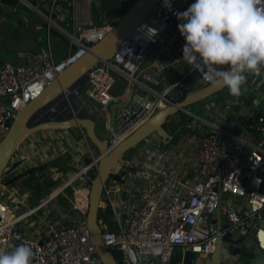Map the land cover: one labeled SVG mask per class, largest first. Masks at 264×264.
I'll return each mask as SVG.
<instances>
[{"label": "built area", "instance_id": "obj_1", "mask_svg": "<svg viewBox=\"0 0 264 264\" xmlns=\"http://www.w3.org/2000/svg\"><path fill=\"white\" fill-rule=\"evenodd\" d=\"M19 1L33 10L47 26L46 45H43V55L20 54L18 66L12 61L0 66V139L8 132V123H12L19 111L42 94L70 64V59L78 57L111 29V22L102 26L93 23V7L98 4L97 0H68L62 6L60 0H48V7L45 0L37 1L36 6L28 0ZM170 2L172 10L165 6L164 0H159L122 41L112 59L99 62L88 72L84 91L89 99L107 111L112 103H122L116 108L108 151L158 110L179 101L181 95L192 89L184 83L185 78L195 71L191 67L175 84L163 90L157 88L167 80L173 67L184 62L186 41L178 29L182 21L174 12L185 11L195 0ZM70 9L80 13V17L74 16L72 25L66 21ZM141 25L146 27L137 31ZM148 28L157 29V34L150 36ZM53 29L71 39L67 46L69 55L59 60L55 58L50 38ZM34 59L38 62L33 63ZM263 70L247 74L258 76ZM197 72L201 87L212 84L209 80L212 68ZM119 79L120 94L116 95L115 86ZM176 87L180 89L178 94L172 92ZM261 95L257 91L252 103L255 107L259 106ZM226 103L229 110L237 103L244 106L245 100L238 97ZM71 110L75 117L81 113ZM109 116L108 111V122ZM196 118L201 123L189 124L195 133L201 135L193 156L188 158L193 166H183L173 159V156H180V143H173L170 149L169 145L162 148L161 138L154 134L130 149L111 169L103 186L105 198L101 201L98 223L106 248L124 251L122 264H132L129 252L137 254V264H169L177 252L185 254L190 251L208 256L214 252L217 239L227 232L236 238L246 236L247 244L264 251V116L250 125L261 134L255 143L217 122ZM174 122L171 117L165 123L169 133ZM76 128L88 147L91 162L71 176L63 189L89 176L91 169L96 172L101 157L94 150L85 128ZM224 138L233 140L231 149L222 143ZM112 175L119 176V179ZM89 180L90 177L85 186L75 191L72 199L74 208L80 213L78 221L66 225L46 216L43 218L46 228L43 239L29 236L18 223L44 204L30 210L26 216L20 215L3 199L5 192L1 190L0 251H11L23 243L36 253L32 264H103L87 223ZM80 190L86 192L83 204L78 200ZM219 206L221 224L212 221ZM153 248H159L160 254L153 255Z\"/></svg>", "mask_w": 264, "mask_h": 264}, {"label": "water", "instance_id": "obj_2", "mask_svg": "<svg viewBox=\"0 0 264 264\" xmlns=\"http://www.w3.org/2000/svg\"><path fill=\"white\" fill-rule=\"evenodd\" d=\"M28 1L33 6L37 5V0ZM158 1L137 0L121 18L112 21L111 29L103 38L93 43L75 59H70V64L46 87L42 94L17 113L13 122L8 123L9 130L0 141V182L6 175L8 177L7 186L49 167L47 164H42L17 172L23 162L14 161L13 158L21 143L29 135L46 130L71 129L78 126L85 128L91 143L101 155L96 176L91 180L89 187L87 223L92 242L103 264H122L125 259L123 250L106 248L98 223L101 201L105 198L103 186L110 177L113 166L130 149L135 148L145 137L150 135L159 136L162 140V148H167L174 139V135L169 133L165 125L166 121L179 112L203 118L191 112L190 107L194 104H205L219 99L226 88H217L212 84L201 87L200 84H196L182 100L158 110L118 146L108 151V138L115 121L116 108L122 106V103L110 105L109 125L102 136L98 131L97 121L91 118L86 108L77 104L75 99L85 90L89 79L88 72L99 62L112 59L122 41L136 29ZM22 6L23 3L19 1L10 26L6 31L0 33V45L7 52L14 54L12 62L16 66L19 65L20 54L43 55V44L39 41L37 32L19 19ZM263 79L264 70L258 76H251L248 83L259 88ZM120 87L121 80L119 79L115 86L116 95L120 94ZM68 102L72 104L70 109L65 108ZM71 109L81 111V113L75 117ZM59 113L61 116L58 115ZM254 114L252 107L240 109L232 114L230 122L225 128L232 131L237 121L244 117L249 118V123H254ZM242 129L248 131L245 126H242ZM183 133H185V129L181 130V134ZM255 140V142L259 141L257 138ZM85 162L89 164L91 158L87 157ZM93 172L94 169H91V173ZM112 176L119 179L117 175ZM221 213V206H219L214 211L215 216L212 221L221 224ZM246 239V236L236 238L234 234L227 232L217 239L214 252L208 256L196 255L190 251L185 254L177 252L172 256L169 264H180L181 261L183 264H264V251L247 244ZM235 258H237L236 262Z\"/></svg>", "mask_w": 264, "mask_h": 264}, {"label": "crops", "instance_id": "obj_3", "mask_svg": "<svg viewBox=\"0 0 264 264\" xmlns=\"http://www.w3.org/2000/svg\"><path fill=\"white\" fill-rule=\"evenodd\" d=\"M45 1H47L46 6L48 7L50 5L48 3L49 1ZM18 2L19 0H0V33L6 31L10 26V22L13 18L15 7ZM60 3L62 6L64 4H67L68 0H60ZM97 3L98 4H95L94 6H99L101 0H97ZM30 10L31 9L22 6L19 12V19H21L31 28L35 29L38 34L39 30H43L45 26L44 24H42L40 18H38L35 14H33L34 16L32 15ZM64 13L65 11L62 10V14ZM76 14L78 15V17H80V13H76L74 9H70L69 12H67L66 21L68 22V24L72 25L74 23V16L76 17ZM54 37L57 39H65L58 32H55ZM50 38L52 41L51 33ZM38 39L42 43V40L45 38L44 36H38ZM56 54L57 56L62 57L64 53H61L60 49H57ZM13 58L14 54L7 52L0 45V66L5 62L12 61ZM36 62H38V59L33 60V63ZM190 67L191 66L188 65L185 61L173 67L168 73L167 80L157 88L159 90H163V88L175 84L190 69ZM191 74L185 78V84L186 80L190 78ZM245 75L247 77V81L242 86L241 95H231L226 87L219 99L214 101L212 100L204 104L206 108L204 118H207L213 122H217L219 125L226 127V125L230 122L232 114L240 109L252 107V110L254 112L258 109L264 113V106H262V104L264 105V79L261 81V83L259 82L260 87L256 88L253 87L252 84L248 83L251 76L247 73H245ZM191 84L192 86H190V88H194L196 84H200V81ZM187 88L189 87L187 86ZM189 90H187V92ZM179 91L180 89L176 87L172 92L174 94H178L180 93ZM257 91L261 92L262 95L261 97L259 96L261 100L259 106L255 107L252 103H248L247 100L254 99L257 96ZM238 97L245 100V105L242 106L237 103L234 104L231 109L227 110L226 102L235 100ZM92 102L93 104L100 106L96 102ZM83 104H85V102H83ZM84 107L86 108L87 105ZM101 109L106 110V108L103 107H101ZM86 110L90 114L91 118H93L97 122H101L100 118H96L93 108H86ZM108 110H110V108ZM172 119L177 124L180 120L179 113L174 115ZM248 120V117H244L242 120H238L232 132L238 136L245 137L249 141L255 143V139L257 138L259 140L261 138V134L256 128L250 126L251 123H249ZM255 120H257L256 117ZM195 121L196 117H193L192 120L185 122L184 125L182 124L180 127V133L178 132L177 137H174V139L176 140L174 141L173 139L168 146V149H170L173 143L177 142L181 144V147L178 150V154L180 156H173V159L178 164H181L183 166L191 167L194 165L193 163L189 164L188 158L189 156H193L196 149L195 146L198 145L201 137L199 133H195L189 127V124L194 123ZM242 126H245L248 131H244L242 129ZM172 127L170 131L171 134ZM183 129H185V133L181 134V130ZM1 140L2 139H0V141ZM222 143L226 145V147L231 149L233 140L224 138L222 140ZM93 147L95 148L94 145ZM94 150L97 149L95 148ZM88 156V147L80 138L76 127L71 129L35 132L29 135L21 143L13 158L14 161L23 162L22 166L17 172H20L29 167L42 164H47L49 167L44 171L20 179L15 183L14 186H6L5 184L3 185L2 180L0 190H4L5 192L3 199L9 202L18 214L25 215L30 210H33L39 205L44 204V206L37 212L28 216L25 215L26 217L18 223L20 229L26 231V233L31 237L43 239L46 237V228L43 222V218H45L46 216L50 217L54 221H57L58 223L66 225H68L69 223L71 224V222H75L77 218L80 217V213L74 208V206L70 204V202L72 203L75 191L85 186L86 180L88 177H90V174L89 176L87 175L88 177L86 176L84 179H79L76 182H73L71 185H68L64 189L63 187L66 181H68V179H70V177L74 175L71 174L72 172L77 173L86 165L85 159ZM185 157L187 158L185 159ZM54 161L56 162V164H54ZM5 177L8 178L6 175ZM61 189H63V191H61ZM58 198H62V200L59 201ZM49 204H52V206L50 207ZM236 261L237 258H235V262Z\"/></svg>", "mask_w": 264, "mask_h": 264}, {"label": "clouds", "instance_id": "obj_4", "mask_svg": "<svg viewBox=\"0 0 264 264\" xmlns=\"http://www.w3.org/2000/svg\"><path fill=\"white\" fill-rule=\"evenodd\" d=\"M165 6L172 10L170 0ZM264 0H195L185 11L174 12L182 21L178 29L186 43L182 59L195 71L212 68L209 77L217 88L227 87L239 96L246 83L247 72L264 68ZM141 25L137 31H143ZM154 29V31H153ZM158 30L148 28L154 37ZM219 66V67H216ZM159 248L152 254L159 255ZM36 253L28 244L11 251H0V264H32ZM132 264L137 254L129 252Z\"/></svg>", "mask_w": 264, "mask_h": 264}, {"label": "trees", "instance_id": "obj_5", "mask_svg": "<svg viewBox=\"0 0 264 264\" xmlns=\"http://www.w3.org/2000/svg\"><path fill=\"white\" fill-rule=\"evenodd\" d=\"M137 0H101V3L99 6H94L93 7V23L94 25L97 26H102L105 25L109 22H112L114 20H117L119 18H121L131 7L132 5L136 2ZM102 8V9H101ZM72 10V9H71ZM103 16V17H102ZM99 19L101 20L100 24H96V20L99 21ZM188 93V92H187ZM186 94V93H185ZM185 94L181 95L179 97V100H182L183 97L185 96ZM248 103H253V99H248L247 100ZM197 106H199L198 109L201 110V112L205 113V105L203 103H198L196 104ZM193 105L192 107H190L191 112L195 113L198 116L201 117H205L204 113H199V111L195 110V106ZM196 106V107H197ZM179 116H180V120L179 122L176 124V122L173 123V127H172V134L174 135V137L176 138L178 135V132L180 133V127L182 124H184L185 122H188L190 120L193 119L192 116L183 113V112H179ZM264 116V113L261 110H255V114H254V121L255 117L258 118ZM106 122H104L105 125ZM176 139H174L175 141ZM54 164H56V162L54 161ZM96 176V172H93L90 174V180L88 182V186L90 187L91 185V180ZM3 184L6 185L8 178L3 177ZM13 185H7V186H14Z\"/></svg>", "mask_w": 264, "mask_h": 264}, {"label": "rangeland", "instance_id": "obj_6", "mask_svg": "<svg viewBox=\"0 0 264 264\" xmlns=\"http://www.w3.org/2000/svg\"><path fill=\"white\" fill-rule=\"evenodd\" d=\"M101 9H102V8H101ZM30 11H31L32 15L35 14V15L37 16V14H36L33 10H30ZM33 16H34V15H33ZM37 17H38V16H37ZM102 17H103V16H102ZM101 20H102V19H101ZM101 20H100V19H99V21L96 20V24H100V23H101ZM44 26H45V27H44ZM44 26H43V27H44L43 30H39V32H38V36H39V37L44 36L45 39L42 40V43H43V45H46V32H47V26H46L45 24H44ZM45 28H46V29H45ZM55 32H56L55 29L51 30L52 46H53V50H54V54H55V58H56L57 60H59L60 57L57 56V54H56V50H57V49H60V52H61V53H64L62 57H67V56L69 55L67 46H68L69 43H71V39L68 38V37H66V36H64L65 39H63V38L57 39V38L54 37ZM199 81H200V76H199V74H198L197 71H194V72L191 74L190 78H188V79L186 80V85H187L188 87H190V86H192L191 83H196V82H199ZM263 89H264V86H263ZM92 101H93V100L89 99V98L85 95V91H82L81 94H80V96H78V97L75 99V102H76L77 104H80V105L83 106V107L87 105V107H86L87 109H91V108L94 109V114H95L96 118H97V119H99V118L101 119V120H100L101 122H97V127H98V131H99V133H101V135L103 136V135L105 134V132H106V127H107V125H108V111H109V110L106 111V110L101 109L100 106H98V105H96V104H93ZM83 102H85V104H83ZM196 106H197V105H196ZM196 106H195V108H194L195 110L199 111V113H204V112H201L200 109H198L199 106H197V107H196ZM262 106H264V105L262 104ZM196 121H197L198 123H201L200 120H199L198 118H196ZM104 122H106L105 125H104ZM75 136H76V135H75ZM153 137H154V136H153ZM71 174L73 175V174H75V172H72ZM4 177H5V176H4ZM1 185H2V180H1V182H0V189H1ZM3 185H4V184H3ZM57 189H58V188H57ZM0 191H1V190H0ZM61 194H62V193H61ZM5 197H6V196H5ZM58 200L61 201L62 198H58ZM70 204L73 206V203L70 202ZM49 206L51 207L52 204H49ZM223 216H224V214H223ZM223 218H224V217H223ZM78 219H79V218H77L76 221H78ZM71 223H73V222H71ZM69 224H70V223H69Z\"/></svg>", "mask_w": 264, "mask_h": 264}, {"label": "bare ground", "instance_id": "obj_7", "mask_svg": "<svg viewBox=\"0 0 264 264\" xmlns=\"http://www.w3.org/2000/svg\"><path fill=\"white\" fill-rule=\"evenodd\" d=\"M73 38H74V40H77L75 37H73ZM71 106H72V104L70 102H68L66 104L65 108L70 109ZM85 194H86V192L84 190L78 191V200H79L80 204H83L85 202Z\"/></svg>", "mask_w": 264, "mask_h": 264}, {"label": "flooded vegetation", "instance_id": "obj_8", "mask_svg": "<svg viewBox=\"0 0 264 264\" xmlns=\"http://www.w3.org/2000/svg\"><path fill=\"white\" fill-rule=\"evenodd\" d=\"M58 115L61 116V113H59Z\"/></svg>", "mask_w": 264, "mask_h": 264}]
</instances>
